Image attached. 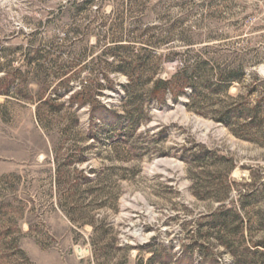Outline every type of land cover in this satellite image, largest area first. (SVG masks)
<instances>
[{
  "label": "rangeland",
  "instance_id": "1",
  "mask_svg": "<svg viewBox=\"0 0 264 264\" xmlns=\"http://www.w3.org/2000/svg\"><path fill=\"white\" fill-rule=\"evenodd\" d=\"M202 243L264 252V0H0V264Z\"/></svg>",
  "mask_w": 264,
  "mask_h": 264
},
{
  "label": "trees",
  "instance_id": "2",
  "mask_svg": "<svg viewBox=\"0 0 264 264\" xmlns=\"http://www.w3.org/2000/svg\"><path fill=\"white\" fill-rule=\"evenodd\" d=\"M184 85H188V83L184 82L181 83L178 77H173L169 81H155L153 85V90L150 92L149 97L155 100L157 103L162 104L164 102V97L166 94H170L173 97H177L178 94L183 92ZM8 89L4 92L7 93ZM83 104L82 102L80 105ZM252 121V120H251ZM224 124L225 121L221 120ZM224 244V243H222ZM201 246L205 249V251H200V257L199 260L197 261L196 264H218V260L213 256V254L210 253V249L208 246L205 247L204 243L201 244ZM260 248L264 249V243L259 244ZM188 250L186 249L184 251V257H187L188 264H194L191 261V255L187 252ZM232 264H264V252H258L256 250L250 251V250H244L242 253L239 255H234L232 253ZM259 255V261L256 260L258 258L256 255ZM240 259L241 262L238 260ZM153 262L157 260L156 256H153Z\"/></svg>",
  "mask_w": 264,
  "mask_h": 264
}]
</instances>
